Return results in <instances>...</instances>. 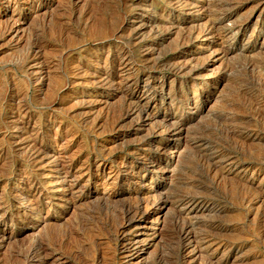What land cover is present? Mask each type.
Segmentation results:
<instances>
[{
  "label": "rangeland",
  "instance_id": "rangeland-1",
  "mask_svg": "<svg viewBox=\"0 0 264 264\" xmlns=\"http://www.w3.org/2000/svg\"><path fill=\"white\" fill-rule=\"evenodd\" d=\"M73 1L0 0V229L9 236L0 248V264H24L27 251L40 247L42 255H48L44 264H122L121 236L116 232L121 209L136 196L147 195L152 196L149 200L167 201L156 209L157 214L147 215L126 231L142 240V250L132 264H204L210 257L220 264H264V0ZM201 12L206 16L198 18ZM219 12L232 13L231 21H245L244 28L228 34L221 44L193 53L196 44L189 30ZM11 23L21 29L10 33ZM222 45L230 47L226 55L212 51ZM121 56L129 65L121 75L125 84L119 83L121 78L101 83L94 74L118 68ZM192 56L194 69L184 64ZM138 88L149 89V110L159 127L134 116L123 118L128 100L134 99L127 97ZM177 121L184 122V128L171 135L168 128ZM145 136L151 142L140 145ZM30 144L43 147L51 157L57 155L55 161L45 157L30 163ZM149 153L154 162L142 168L146 183L139 186L142 192L134 188L137 183L125 180L111 178L102 184L110 169L139 170L144 166L142 156ZM227 157L252 166L245 172L240 166L222 174ZM97 165L104 171L102 177L97 175ZM74 181L77 184L71 189ZM148 186L151 192L144 194ZM33 187L43 194L38 196ZM189 198L203 207L186 218L196 237L192 245L206 231L225 242L216 250L212 244L204 257L187 255L183 247L180 230L186 220L179 208Z\"/></svg>",
  "mask_w": 264,
  "mask_h": 264
},
{
  "label": "bare ground",
  "instance_id": "bare-ground-1",
  "mask_svg": "<svg viewBox=\"0 0 264 264\" xmlns=\"http://www.w3.org/2000/svg\"><path fill=\"white\" fill-rule=\"evenodd\" d=\"M7 1V0H6ZM16 1V0H15ZM76 1H80V0H76ZM223 1V0H222ZM221 1V2H222ZM226 1V0H225ZM239 1V0H238ZM241 1V0H240ZM239 1V2H240ZM18 2V1H17ZM72 2H74L73 0H72ZM175 2H177V0L175 1ZM187 2V1H186ZM217 2H218V0H217ZM217 2H215L216 4H217ZM229 3L230 1H226V3ZM237 2V1H236ZM264 2V1H263ZM23 3V2H22ZM183 3H184V1H183ZM214 3V2H213ZM4 4V3H3ZM9 4V3H8ZM7 4V5H8ZM175 4V3H174ZM177 4V3H176ZM184 4H186V3H184ZM188 4V3H187ZM193 4V3H192ZM195 4V3H194ZM193 4V8H195V5ZM216 4H212L213 6H215ZM238 4V3H237ZM14 5H15V3H14ZM179 5V4H178ZM181 5H183V4H181ZM191 5V4H190ZM220 5V4H219ZM219 5H218V7H219ZM185 6V5H184ZM187 6V5H186ZM224 6V5H223ZM10 7V6H9ZM18 7V6H17ZM21 7V6H20ZM180 7V6H179ZM190 7V6H189ZM198 7V6H197ZM201 7V6H200ZM205 7V6H204ZM222 7V6H221ZM229 8H230V5L228 6ZM233 7V6H232ZM14 8V7H13ZM70 8V7H69ZM71 8H72V6H71ZM174 8V7H173ZM185 8V7H184ZM183 8V9H184ZM203 8V7H202ZM225 7H223V9H224ZM19 9V8H18ZM74 9V8H73ZM73 9H72V11H73ZM217 9V8H216ZM216 9H215V11H216ZM220 9V8H219ZM225 9H227V8H225ZM232 9V8H231ZM13 10V9H12ZM21 10V9H20ZM85 10V9H84ZM83 10V11H84ZM212 10H213V7H212ZM222 10V9H221ZM228 10H230V9H228ZM18 11V10H17ZM76 11V10H75ZM91 11V10H90ZM208 11H209V9H208ZM215 11L214 12H212V13H215ZM261 11V10H260ZM81 12H82V10H81ZM86 12V11H85ZM84 12V13H85ZM87 12H88V10H87ZM86 12V13H87ZM188 12V11H187ZM197 12V11H196ZM210 12V11H209ZM208 12V13H209ZM216 12H218V11H216ZM227 12V11H226ZM13 13V12H12ZM76 13V12H75ZM79 13V12H78ZM85 13V14H86ZM182 13V12H181ZM191 13H192V11H191ZM198 13V12H197ZM77 14V13H76ZM210 14V13H209ZM87 15V14H86ZM89 15V14H88ZM87 15V19H88V16ZM204 15V17L206 16L205 14H203V12H201L199 15H198V18H202V16ZM259 15V14H258ZM1 16V15H0ZM73 16V15H72ZM85 16V15H84ZM194 16V15H193ZM248 16V15H247ZM94 17V16H93ZM93 17H92V19L91 20H93ZM231 17H232V13H225V12H223V13H220L219 12V14H216L212 19H210L208 22H206L205 24H203V25H201V23L199 24H195V25H193L192 26V28L189 30V35L191 36V37H193V39L195 40V42L193 43V44H196V49H195V51H192L193 53H196L197 51H199V53H201V52H204L205 50H208V49H210V47H212L213 45H216V44H221V42H222V40H224V38L229 34V35H231V33L233 34V32H234V34L236 33V32H238V31H241L243 28H244V26H245V21H242V22H234V20L233 21H231L230 19H231ZM239 17V16H238ZM4 18V17H3ZM96 18V17H95ZM235 18V17H234ZM243 18V17H242ZM98 19H99V17H98ZM104 19V18H103ZM239 19V18H238ZM3 20V19H2ZM24 20V19H23ZM231 21V24L229 25V26H227L226 24H225V22L226 21ZM6 21V20H5ZM87 21V20H86ZM89 21V20H88ZM97 21V20H96ZM104 21H105V19H104ZM131 21V20H130ZM206 21V20H205ZM204 21V22H205ZM238 21H240V19L238 20ZM255 21H257V20H255ZM20 22H22L21 20H20ZM102 22H103V20H102ZM101 22V23H102ZM153 22V21H152ZM249 22V21H248ZM4 23V22H3ZM13 23V22H12ZM10 24V26H8V28H7V26L5 27V28H7V30L10 32V33H13V32H18V30L19 29H21V28H19V27H16V26H14L13 24ZM86 23H88V22H86ZM90 23V22H89ZM105 23V22H104ZM203 23V22H202ZM229 23V22H228ZM1 24V23H0ZM6 24V22L4 23V25ZM98 23H96V25H97ZM131 24V23H130ZM172 24V23H171ZM170 24V25H171ZM3 25V26H4ZM7 25V24H6ZM92 25V24H91ZM96 25H94V27H96ZM100 25V24H99ZM102 25H103V23H102ZM135 26V25H134ZM2 27V26H1ZM0 27V28H1ZM90 27V26H89ZM98 27V26H97ZM100 27V26H99ZM108 27V26H107ZM141 27V26H140ZM173 27V26H172ZM254 27V26H253ZM79 28V27H78ZM104 28V27H103ZM125 28V27H124ZM169 28V27H168ZM1 29H3V28H1ZM22 29H23V27H22ZM88 29V28H87ZM93 29V28H92ZM94 29H96V28H94ZM98 29V28H97ZM141 29V28H140ZM138 30L137 31V33H139L141 30ZM178 29V28H177ZM176 29V31H178ZM121 30H124V29H121ZM129 30V29H128ZM145 30V29H144ZM171 30V29H170ZM254 30V29H253ZM1 31V30H0ZM22 31V30H21ZM91 31V30H90ZM115 31V30H114ZM182 31V30H181ZM5 33H6V31H4ZM136 32V31H135ZM169 32V31H168ZM187 32V31H186ZM22 33H23V31H22ZM114 33V32H113ZM132 33H133V31H132ZM143 33V32H142ZM156 33V32H155ZM181 33V32H180ZM183 33V32H182ZM1 34V33H0ZM18 34V33H17ZM101 34V33H100ZM177 34H179V32L177 33ZM177 34H176V36H177ZM233 34V35H234ZM251 34V33H250ZM1 35H3V34H1ZM12 36L14 35V34H11ZM11 35H10V37L9 38H12L11 37ZM22 35V34H21ZM90 35V34H89ZM108 35V34H107ZM180 35V34H179ZM188 35V34H187ZM249 36V35H248ZM14 37H15V35H14ZM19 37V36H18ZM18 37H16V39H18ZM23 37V36H22ZM21 37V38H22ZM92 37V36H91ZM106 37V36H105ZM139 37V36H138ZM188 37V36H187ZM233 37V36H232ZM251 36H249V38H250ZM30 38V37H29ZM178 38H179V36H178ZM177 38V39H178ZM200 38H202V39H200ZM227 38V37H226ZM15 39V38H14ZM107 39V38H106ZM180 39V38H179ZM182 39V38H181ZM188 39V38H187ZM233 39V38H232ZM28 40V39H27ZM96 40V39H95ZM94 40V41H95ZM184 39H182V41H183ZM16 41H18V40H16ZM20 41V40H19ZM91 41V40H90ZM90 41H88L89 43H90ZM93 41V42H94ZM188 41V40H187ZM226 40H224V42H225ZM232 41V40H231ZM230 41V42H231ZM247 41V40H246ZM33 42V41H32ZM235 42V41H234ZM19 43V42H18ZM98 43V42H97ZM177 43V42H176ZM183 43V42H182ZM38 44V43H37ZM84 44V43H83ZM30 45V44H29ZM185 45V44H184ZM244 45V44H243ZM36 46V45H35ZM81 46V45H80ZM101 46V45H100ZM153 46V45H152ZM194 46V45H193ZM261 46H262V44H261ZM260 46V47H261ZM40 47H41V45H40ZM39 47V48H40ZM68 47V46H67ZM246 47V46H245ZM42 48V47H41ZM65 48V47H64ZM107 49H108V47H106ZM177 48V47H176ZM175 48V49H176ZM81 49V48H80ZM83 49V48H82ZM103 49V48H102ZM174 49V48H173ZM104 50V49H103ZM109 50V49H108ZM216 50H218L219 51V54H221V56L222 55H226L227 53H229V51H230V47L228 48V47H224L223 45L220 47V48H218V49H214V50H212V51H216ZM243 50V49H242ZM70 51H72L71 49H70ZM259 51H260V49H259ZM41 52H42V50H41ZM108 52V51H107ZM240 52V51H239ZM38 53V52H37ZM198 53V54H199ZM214 53V52H213ZM242 53V52H241ZM106 54V53H105ZM111 54V53H110ZM144 54V53H143ZM97 55V54H96ZM106 56H108V54L106 55ZM105 56V57H106ZM118 56V55H117ZM125 56V55H124ZM200 57V56H199ZM212 57H213V59L211 58L210 60L212 61H214L215 60V56H213L212 55ZM97 58V57H96ZM143 58V57H142ZM217 58V57H216ZM146 59V58H145ZM200 59V58H199ZM92 60V59H91ZM104 60V59H103ZM107 60V59H106ZM117 60V59H116ZM197 60V59H196ZM206 60V59H205ZM41 61V60H40ZM45 61V60H44ZM89 61V60H88ZM94 61V60H93ZM97 61V60H96ZM194 61H195V57H191V58H188V59H186V61H184V62H186V63H184L185 64V66H189L190 68H192V69H194L195 67H196V65H195V63H194ZM200 61V60H199ZM198 61V62H199ZM43 62V61H42ZM105 62V61H104ZM180 62V61H179ZM178 62V63H179ZM205 62V61H204ZM35 63V62H34ZM39 63V62H38ZM96 63V62H95ZM99 63V62H98ZM172 63V62H171ZM196 63H197V61H196ZM37 64V63H36ZM97 64V63H96ZM102 64V63H101ZM104 64H106V63H104ZM110 64V63H109ZM200 64H201V62H200ZM260 64V63H259ZM35 65V64H34ZM78 65V64H77ZM118 68H115V66H113V71H107V69H105V70H103V71H101V72H98V73H95L94 75H96V76H98L99 78H101L100 79V81H101V83H103L104 84V82H110V80H115V79H117V78H121V80L119 81V83H121L122 85L123 84H125V82H126V80H125V78H123V76H121L127 69H129V65H128V61L126 60V58L125 57H122L121 56V58H120V60H119V62H118ZM174 65V64H173ZM32 66V65H31ZM76 66V65H75ZM81 66V65H80ZM91 66V65H90ZM96 66V65H95ZM99 66V65H98ZM177 66V65H176ZM76 67H78V66H76ZM36 68H37V66H36ZM79 68V67H78ZM77 68V69H78ZM91 68V67H90ZM97 68V67H96ZM103 68V67H102ZM104 68H105V66H104ZM176 68V67H175ZM35 69V68H34ZM76 69V70H77ZM81 69V68H80ZM79 69V70H80ZM116 69H118V70H116ZM179 69H180V67H179ZM213 69V68H212ZM32 70V69H31ZM38 70V69H37ZM216 70V69H215ZM78 71V70H77ZM81 71H84V70H81ZM86 71V70H85ZM84 71V72H85ZM87 71H89V70H87ZM129 71V70H128ZM128 71H126V72H128ZM177 71V70H176ZM188 71V70H187ZM36 72V71H35ZM38 72V71H37ZM80 71H78L77 73H79ZM184 72H185V70H184ZM183 72V73H184ZM32 73V72H31ZM75 73V72H74ZM88 73V72H87ZM91 73V72H90ZM82 74V73H81ZM85 73H83V75H84ZM129 74V73H128ZM214 74H215V72H214ZM75 75V74H74ZM88 75V74H87ZM86 75V76H87ZM78 76V75H77ZM79 76H80V74H79ZM189 76H191V75H189ZM195 76V75H194ZM76 77V76H75ZM82 77V76H81ZM125 77H127V76H125ZM163 77V76H162ZM186 77V76H185ZM129 78V77H128ZM152 78V77H151ZM70 79V78H69ZM84 79V78H83ZM127 79V78H126ZM86 80V79H85ZM142 80V79H141ZM88 81V80H87ZM99 81V80H98ZM70 82V81H69ZM68 82V83H69ZM81 82H83V81H81ZM86 82V81H85ZM137 82V81H136ZM87 83V82H86ZM96 83V82H95ZM161 83V82H160ZM73 84H76L75 82L73 83ZM72 84V85H73ZM82 84H84V83H82ZM110 84V83H109ZM114 84V83H113ZM130 84V83H129ZM158 84V83H157ZM206 84H208V83H206ZM81 85V84H80ZM86 85V84H85ZM89 85H92V84H89ZM88 85V86H89ZM112 85V84H111ZM119 85V84H118ZM131 85V84H130ZM162 85V84H161ZM83 86V85H82ZM97 86V85H96ZM103 86V85H102ZM101 86V87H102ZM110 86V85H109ZM120 87H121V85H119ZM145 86V85H144ZM192 86V85H191ZM199 86V85H198ZM207 86V85H206ZM213 86V85H212ZM257 86V85H256ZM100 87V86H99ZM104 87H106V86H103V88ZM131 87V86H130ZM170 87H171V85H170ZM260 88H262L261 86H259ZM79 88V87H78ZM82 88V87H81ZM92 88H93V86H92ZM95 88V87H94ZM256 88V87H255ZM264 88V87H263ZM116 89H117V87H116ZM120 89V88H119ZM127 89V88H126ZM126 89H125V91H126ZM129 89V88H128ZM194 89V88H193ZM216 89V88H215ZM121 90V89H120ZM190 90V89H189ZM258 90H261V89H258ZM257 90V91H258ZM82 91V90H81ZM103 91V90H102ZM119 91V90H118ZM10 92V91H9ZM17 92V91H16ZM19 92V91H18ZM89 92V91H88ZM111 92V91H110ZM149 89L148 88H145V89H143V90H139V88L138 89H134V90H132V92H130L129 93V95H128V97H127V99H130V98H134L133 100H128V109H127V111L125 112V117H123V118H128L129 116L131 117V116H134L135 118H136V120H142L143 122H148V123H151V124H155L154 125V127H159V124L160 123H158V122H156V118H155V116H154V114L153 113H151L150 112V110H149V100H150V95H149ZM152 92V91H151ZM154 92V91H153ZM197 92V91H196ZM64 93V92H63ZM69 93V92H68ZM86 93V92H85ZM101 93V92H100ZM206 93V92H205ZM261 93V92H260ZM6 94V93H5ZM4 94V95H5ZM18 94V93H17ZM81 94H82V92H81ZM183 94V93H182ZM193 94H194V92H193ZM201 94V93H200ZM63 95H65V94H63ZM71 95V94H70ZM95 95V94H94ZM195 95V94H194ZM261 95V94H260ZM6 96V95H5ZM77 96V95H76ZM98 96V95H97ZM152 96V95H151ZM255 96H257V95H255ZM13 97V96H12ZM192 97V96H191ZM194 97V96H193ZM199 97V96H198ZM64 98V97H63ZM123 98V97H122ZM144 98L146 99V101H145V103H144V105H143V103H142V100H144ZM99 99V98H98ZM178 99V98H177ZM181 99V98H180ZM254 99H255V97H254ZM260 99V98H259ZM18 100V99H17ZM57 100V99H56ZM93 100V99H92ZM92 100H90V101H92ZM95 100V99H94ZM167 100V99H166ZM172 100V99H171ZM193 100V99H192ZM86 101H87V98H86ZM97 101V100H96ZM95 101V102H96ZM99 101H101V100H99ZM103 101V100H102ZM102 101H101V103H102ZM258 101V100H257ZM106 102V101H105ZM168 102H170V100L168 101ZM255 102H256V100H255ZM259 103H260V101H258ZM91 102H89L88 104H90ZM97 103V102H96ZM195 103V102H194ZM249 103H251V102H249ZM253 103V102H252ZM259 103H258V105H259ZM87 104V105H88ZM162 104V103H161ZM182 104H184V103H182ZM256 104V103H255ZM255 104H253V105H255ZM85 105V104H84ZM152 105V104H151ZM154 105V104H153ZM94 106V105H93ZM250 106V105H249ZM75 107V106H74ZM100 107V106H99ZM102 107V106H101ZM259 107V106H258ZM260 107H262V106H260ZM18 108V107H17ZM21 108V107H20ZM171 108V107H170ZM186 108V107H185ZM227 108V107H226ZM254 108V107H253ZM74 109V108H73ZM97 109V108H96ZM173 109V108H172ZM177 109V108H176ZM195 109V108H194ZM250 109H252V108H250ZM255 109V108H254ZM263 109V108H262ZM71 110V109H70ZM92 110H94V109H92ZM107 110V109H106ZM154 110V109H153ZM179 110V109H178ZM259 110H260V108H259ZM155 111V110H154ZM253 111H255V110H253ZM264 111V110H263ZM87 112V111H86ZM96 112V111H95ZM153 112V111H152ZM163 112H165V111H163ZM94 113V112H93ZM245 113V112H244ZM88 114H90V113H87V115ZM106 114V113H105ZM249 114V113H248ZM252 114V113H251ZM257 114V113H256ZM262 114V113H261ZM19 115V114H18ZM82 115V114H81ZM85 115V114H84ZM123 115V114H122ZM175 115V114H174ZM260 115V114H259ZM25 116V115H24ZM78 116V115H77ZM182 116V115H181ZM253 116V115H252ZM87 117V116H86ZM254 117V116H253ZM100 118V117H99ZM166 118V117H165ZM168 118V117H167ZM86 119V118H85ZM84 119V120H85ZM91 119V118H90ZM94 119H96V118H94ZM178 119V118H177ZM12 120V119H11ZM17 120V119H16ZM82 120V119H81ZM83 120V121H84ZM97 120V119H96ZM166 120H168V119H166ZM165 120V121H166ZM28 121V120H27ZM49 121V120H48ZM100 121V120H99ZM16 122V121H15ZM82 122V121H81ZM94 122V121H93ZM159 122H161V121H159ZM172 122V121H171ZM230 122V121H229ZM21 123H23V122H21ZM27 123V122H26ZM29 123V122H28ZM96 123V122H95ZM95 123H93V124H95ZM167 123V122H166ZM232 123V122H231ZM243 123V122H242ZM13 124V123H12ZM99 124V123H98ZM97 124V125H98ZM102 124V122L100 123V125ZM237 124V123H236ZM16 125V124H15ZM21 125V124H20ZM96 125V124H95ZM135 125V124H134ZM161 125V124H160ZM28 126V125H27ZM32 126H33V124H32ZM84 126V125H83ZM163 126V125H162ZM17 127V126H16ZM25 127V126H24ZM100 127V126H99ZM153 127V126H152ZM165 127V126H164ZM14 128V127H13ZM27 128V127H26ZM183 128H184V122H182V121H177V122H175V123H173L169 128H168V133H170L171 135H177V134H180L181 132H182V130H183ZM19 129V128H18ZM34 129V128H33ZM32 129V130H33ZM119 129V128H118ZM148 129V128H147ZM13 130V129H12ZM8 131V130H7ZM3 132H5L6 133V131H3ZM13 132V131H12ZM16 132V131H15ZM33 132V131H32ZM35 132V131H34ZM42 132V131H41ZM46 132V131H45ZM109 132V131H108ZM164 132V131H163ZM162 133V132H161ZM256 133V132H255ZM10 134V133H9ZM8 133H7V135L6 136H8L9 135ZM24 134V133H23ZM29 134H30V132H29ZM37 133H35V135H36ZM141 134V133H140ZM257 134V133H256ZM1 135V134H0ZM31 135V134H30ZM29 135V136H30ZM137 135V134H136ZM246 135L247 136H252V135H254V133H246ZM2 136H3V134H2ZM1 136V137H2ZM14 136V135H13ZM27 136V135H26ZM34 136V135H33ZM160 136H161V134H160ZM0 137V138H1ZM22 137H24V136H22ZM42 137V136H41ZM40 137V138H41ZM163 137V136H162ZM21 138V137H20ZM25 138V137H24ZM31 138V137H30ZM45 138H46V136H45ZM166 138H168V137H166ZM174 138V137H173ZM2 139H3V137H2ZM31 139H33V138H31ZM18 140V139H17ZM21 140V139H20ZM27 140V142H28V139H26ZM30 140V139H29ZM37 140V139H36ZM35 140V141H36ZM1 141V140H0ZM4 141V140H3ZM7 141V140H6ZM16 141V140H15ZM22 141V140H21ZM2 142V141H1ZM5 142V141H4ZM3 142V143H4ZM9 142H10V140H9ZM13 142V141H12ZM18 142H19V140H18ZM23 142H25V141H23ZM151 142V139L148 137V136H145L144 138H143V140L140 142V145H148L149 143ZM8 143V142H7ZM20 143V142H19ZM30 143V142H29ZM48 143V142H47ZM158 143V142H157ZM9 144V147L11 146L10 145V143H8ZM16 144H17V142H16ZM27 144V143H26ZM25 144V145H26ZM32 144H34V143H32ZM32 144H30V145H32ZM13 145H15V144H13ZM17 145H19V144H17ZM29 145V146H30ZM1 146V145H0ZM28 146V147H29ZM33 146V145H32ZM7 147H8V145H7ZM17 147V146H16ZM15 147V148H16ZM27 147V148H28ZM1 148V147H0ZM19 148V147H18ZM21 148H23V147H20V149ZM158 148V147H157ZM3 149V148H2ZM31 149V148H30ZM10 150V149H9ZM15 149H13V151H14ZM25 150V149H24ZM24 150L22 151V152H24ZM157 150V149H156ZM49 151V150H48ZM153 151V150H152ZM6 152V151H5ZM8 152V151H7ZM6 152V153H7ZM22 152L20 151V153H21V155H22ZM28 152H29V150H28ZM10 153V152H9ZM14 153V152H13ZM16 153V155H17V152H15ZM163 153H165V152H163ZM215 153V152H214ZM217 153V152H216ZM220 153V152H219ZM213 154V153H212ZM8 155H11V154H8ZM19 155V154H18ZM60 155V154H59ZM147 155V154H146ZM146 155H144V156H142L143 157V163H144V166L143 165H141V167L139 168V170H137V171H131V172H127V171H121V169L120 168H113V169H110V171H109V173H107V174H105L106 176H103V173H104V171L103 170H101V166L100 165H97L96 167H97V171H98V173H97V175L98 176H103V178H105V179H103V183L102 184H104V185H106V182L108 181V179H114L116 182H117V180H125V181H128V182H130V183H137V185L136 186H134V188H136V190L139 192V191H141L142 192V189H141V187H139V186H144L145 187V184H144V180H145V174L144 173H142V168L143 167H146V165L148 164V163H150V164H152L154 161H153V158H152V156H151V154L149 153V157H147ZM2 156H3V154H2ZM23 156V155H22ZM26 156H28V155H26ZM53 156V155H52ZM61 156V155H60ZM218 156V155H217ZM6 157V156H5ZM8 157V156H7ZM13 157V156H12ZM15 157V156H14ZM28 157H30V159L32 160V161H30V163L32 162L33 164H34V162H42V160L45 158V157H48V159H50L48 162H54L55 161V159L54 158H56L57 157V155H56V157L55 156H53V157H51V156H49L48 154H46V150L43 148V147H41V146H37V145H35V146H33V148L31 149V151H30V153H29V156ZM28 157H27V159H28ZM59 157V156H58ZM63 157V156H62ZM61 157V158H62ZM141 157V158H142ZM10 158V157H9ZM25 158V157H24ZM211 158H213V157H211ZM221 158H223V157H221ZM26 159V160H27ZM11 160H12V158H11ZM10 160V161H11ZM17 160H20V159H17ZM221 160V159H220ZM22 161V160H21ZM47 161H46V163H47ZM214 161V160H213ZM260 161V160H259ZM14 162V161H13ZM209 163L211 162V160L210 161H208ZM58 163V162H57ZM69 163V162H68ZM68 163H67V165H68ZM208 163V164H209ZM212 163V162H211ZM210 163V164H211ZM22 164V163H21ZM20 164V165H21ZM43 164V163H42ZM51 164V163H50ZM56 164V163H55ZM54 163H53V165H55ZM131 164V163H130ZM136 164V163H135ZM214 164V168L216 169V167H217V165L218 164H216V162L215 163H213ZM12 165V164H11ZM11 165H10V168H11ZM27 165V164H26ZM58 165V164H57ZM70 165V164H69ZM120 165V164H119ZM220 165V164H219ZM41 166V165H40ZM44 166V165H43ZM71 166V165H70ZM213 166V165H212ZM240 166H243V164H240L239 162H237V161H235L233 158H231V157H227V158H225L223 161H222V164H221V173L222 172H224V174H227V173H231V171H233V170H238V168L240 167ZM251 163H246L243 167H241V171H243V172H245V171H247L249 168H251ZM13 167H14V165H13ZM19 167V166H18ZM31 167V166H30ZM63 167V166H62ZM81 167H82V165H81ZM81 167H79V168H81ZM88 167V166H87ZM119 167V166H118ZM9 168V169H10ZM32 168V167H31ZM56 168V167H55ZM68 168H70L69 166H68ZM83 168V167H82ZM81 168V169H82ZM103 168V167H102ZM127 168V167H126ZM160 168V167H159ZM8 169V168H7ZM28 169H29V167H28ZM37 169V168H36ZM86 169V168H85ZM212 169V168H211ZM215 169H214V171H215ZM1 170V169H0ZM20 170V169H19ZM33 170V169H32ZM34 170H35V167H34ZM144 170V169H143ZM149 170V169H148ZM240 170V169H239ZM255 170V169H254ZM8 172V171H7ZM20 172V171H19ZM24 172V171H23ZM35 172V171H34ZM37 173H38V171H36ZM69 172H70V170H67L66 171V174L68 173L69 174ZM87 172V171H86ZM217 172V171H216ZM216 172H215V174H216ZM242 172V173H243ZM30 173V172H29ZM32 173V172H31ZM73 173V172H72ZM79 173V172H78ZM4 174H8V173H4ZM39 174V173H38ZM71 174V173H70ZM69 174V175H70ZM74 174V173H73ZM76 174V173H75ZM81 174V173H80ZM80 174H78V175H80ZM220 174V173H219ZM223 174V173H222ZM45 175V174H44ZM49 175V174H48ZM64 175H65V173H64ZM22 176H26V175H22ZM35 176V175H34ZM39 176V175H38ZM37 176V177H38ZM50 176V175H49ZM9 177V176H8ZM31 177H32V175H31ZM36 177V176H35ZM51 177V176H50ZM54 177H55V175H54ZM62 177V176H61ZM83 177V176H82ZM227 177V176H226ZM56 178H57V176H56ZM66 178V177H65ZM65 178H63L62 180L63 181H65V180H67V178L65 179ZM73 178H74V175H73ZM72 178V179H73ZM79 178V177H78ZM152 178V177H151ZM6 179V178H5ZM26 179V178H25ZM29 179V178H28ZM150 179V178H149ZM1 180V179H0ZM8 180V179H7ZM21 180V179H20ZM69 180V179H68ZM151 180V179H150ZM149 180V181H150ZM19 181V180H18ZM3 182V181H2ZM4 182H6V180L4 181ZM37 182H38V180H37ZM43 182V181H42ZM62 182V181H61ZM55 183V182H54ZM65 183V182H64ZM64 183H62V184H64ZM101 183V182H100ZM112 183V182H111ZM150 183V182H149ZM68 184H69V182H68ZM76 181H74V182H72L69 186H70V188L72 189V188H74L75 186H76ZM88 184V183H87ZM109 184V183H108ZM114 184V183H113ZM117 184V183H116ZM31 185V184H30ZM30 185H28L29 187H31ZM43 185V184H42ZM47 185V184H46ZM45 185V186H46ZM49 185V184H48ZM61 185V184H60ZM86 185V184H85ZM98 185V184H97ZM36 186V185H35ZM87 186V185H86ZM29 187H27V188H29ZM41 187V186H40ZM47 187V186H46ZM53 187V186H52ZM80 187V186H79ZM63 188H65V187H63ZM40 189H42V188H40ZM48 189V188H47ZM81 189V188H80ZM92 189V188H91ZM105 189H106V186H105ZM110 189V188H109ZM130 189V188H129ZM153 189V188H152ZM19 190V189H18ZM33 190H34V192H37V194H38V196H41V194H43V192L41 191V190H39L37 187H33ZM64 190V189H63ZM62 190V191H63ZM61 191V190H60ZM77 191V190H76ZM114 191V190H113ZM31 192V191H30ZM51 192V191H50ZM72 192V191H71ZM144 192V194H146V193H149L150 194V192H151V188H149V186L143 191ZM154 192V191H153ZM74 193V192H73ZM79 193V192H78ZM77 193V194H78ZM115 193V192H114ZM131 193V192H130ZM76 194V193H75ZM74 194V195H75ZM76 194V195H77ZM86 194V193H85ZM117 194V193H116ZM20 195V194H19ZM59 195V194H58ZM72 195V194H71ZM110 195V194H109ZM115 195V194H114ZM152 195H153V193H152ZM37 196V197H38ZM46 196V195H45ZM62 196V195H61ZM80 196H81V194H79V195H77L76 197L77 198H80ZM84 196V195H83ZM135 196V195H134ZM149 195H147L146 197L144 196L143 198L142 197H138V196H136L135 198V201L132 203V204H130L128 207H123L122 209H121V221H120V223L117 225V227H116V232H117V234L119 235V236H121V241H120V245H119V248H118V250H119V253H120V255H121V263L122 264H132L133 262H132V260H134L135 258H137L138 257V255H139V252L142 250V248H141V243H142V240H141V238H140V235H132V236H128L127 235V233H126V231L129 229V228H131L132 226L134 227V226H137L138 224H140V222L142 221V220H146V218H147V215H151V216H154L155 214H157V212H156V209L157 208H161V207H164L165 206V202L167 201H163V202H161V203H159L158 201H156L155 199H154V197H153V200H149L148 198H150V196L148 197ZM59 197V196H58ZM152 197V196H151ZM249 197V196H248ZM18 198V197H17ZM34 198V197H33ZM32 198V199H33ZM31 199V198H30ZM39 199V198H38ZM51 199V198H50ZM35 199H33V201H34ZM48 200V199H47ZM57 200V199H56ZM16 201V200H15ZM45 201V200H44ZM30 202V201H29ZM66 202V201H65ZM68 202V201H67ZM247 202V201H246ZM34 203V202H33ZM32 203V204H33ZM37 203V202H36ZM30 204V203H29ZM35 204V203H34ZM46 204V203H45ZM58 204V203H57ZM63 204V203H62ZM181 205V204H180ZM22 206H25V205H22ZM37 207V206H36ZM48 207H49V205H48ZM17 208V207H16ZM63 208V207H62ZM176 208V207H175ZM203 207H202V205H199V204H197V202H195V201H191L190 200V198L189 199H186V201L184 200L183 202H182V205H181V207L179 208V213L180 214H182V215H184V217H185V220L186 221H184V224H183V226L181 227V233H180V235H181V238L183 239V247H184V250H188L187 252H186V254L187 255H195V257L196 256H203V253L205 254V252L206 251H208L209 249H210V247L212 246V244H215L216 246H215V250L217 249V248H220L222 245H224L225 244V242L222 240V238H220V236L219 235H217V233H209L208 231H206L207 232V234H204V235H202V237L195 243V245H192V244H194L193 242H195V239H196V237H195V235H194V233H192V231H191V226H192V224H191V222L189 221V220H187L186 218H188L189 217V215L192 213V212H194V211H196V210H199V209H202ZM28 209V208H27ZM30 209V208H29ZM32 209V208H31ZM36 209V208H35ZM48 209V208H47ZM7 210V209H6ZM178 210V209H177ZM24 211V210H23ZM3 213V212H2ZM5 214V213H4ZM22 214H24L23 212H22ZM9 215V214H8ZM181 215V216H182ZM61 216V215H60ZM3 217V216H2ZM16 217V216H15ZM156 217H158V216H156ZM156 217H154V219H156ZM0 218H1V216H0ZM13 218V217H12ZM18 218V217H17ZM25 218V217H24ZM23 218V219H24ZM30 218V217H29ZM34 218V217H33ZM14 219V218H13ZM20 220V219H19ZM5 221V220H4ZM23 221V220H22ZM219 226V225H218ZM213 227V226H212ZM132 229V228H131ZM213 231V230H212ZM129 233V232H128ZM9 236H6V232H5V230H4V228L3 229H0V248H1V246H2V243H3V241L5 240V238H8ZM49 242V241H48ZM228 244V243H227ZM36 246L37 245H35V248H36ZM41 246V245H40ZM46 246V245H45ZM52 246V245H51ZM31 248V247H30ZM223 248V247H222ZM32 249V248H31ZM49 249V248H48ZM52 249V248H51ZM211 249H213V248H211ZM214 249H213V251H214ZM43 248H39V249H33V250H31L30 252H28L27 251V254H26V256L22 253V254H20V256L22 255H24L25 256V261H24V264H44L45 263V258H46V253L44 252V254H46L45 256L44 255H42L43 253ZM25 251V250H24ZM45 251V250H44ZM48 251V250H47ZM46 251V252H47ZM48 253V252H47ZM210 253V252H209ZM49 254V253H48ZM207 254V253H206ZM208 255V254H207ZM48 256V255H47ZM209 256V255H208ZM207 256V257H208ZM16 257V256H15ZM204 257V256H203ZM20 257H18L16 260L18 261V259H19ZM202 258V257H201ZM11 259V258H10ZM21 259V258H20ZM20 259H19V261H20ZM204 259V258H203ZM202 259V260H203ZM22 260H24V259H22ZM21 260V261H22ZM201 260V261H202ZM217 260V259H216ZM219 260V259H218ZM215 261V260H213L211 257L208 259V261H205V263L204 264H220V262L219 261ZM14 261V260H13ZM16 262V261H15ZM203 262V261H202ZM202 262H200V263H202ZM19 263V262H18ZM22 262H20V264H21ZM246 263V262H245ZM15 264H17V263H15ZM242 264V263H241Z\"/></svg>",
  "mask_w": 264,
  "mask_h": 264
}]
</instances>
